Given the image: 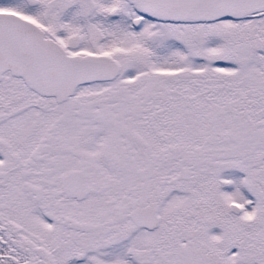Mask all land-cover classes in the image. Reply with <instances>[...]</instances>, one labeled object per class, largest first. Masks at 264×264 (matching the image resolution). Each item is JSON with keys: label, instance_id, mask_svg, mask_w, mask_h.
<instances>
[{"label": "snow or ice", "instance_id": "1", "mask_svg": "<svg viewBox=\"0 0 264 264\" xmlns=\"http://www.w3.org/2000/svg\"><path fill=\"white\" fill-rule=\"evenodd\" d=\"M0 264H264V0H0Z\"/></svg>", "mask_w": 264, "mask_h": 264}]
</instances>
